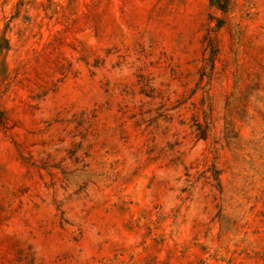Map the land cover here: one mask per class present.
<instances>
[{"label":"rangeland","instance_id":"rangeland-1","mask_svg":"<svg viewBox=\"0 0 264 264\" xmlns=\"http://www.w3.org/2000/svg\"><path fill=\"white\" fill-rule=\"evenodd\" d=\"M214 3L0 0V264H264V0Z\"/></svg>","mask_w":264,"mask_h":264},{"label":"trees","instance_id":"trees-1","mask_svg":"<svg viewBox=\"0 0 264 264\" xmlns=\"http://www.w3.org/2000/svg\"><path fill=\"white\" fill-rule=\"evenodd\" d=\"M216 3V5L219 7V8H221V10H225V8H226V2H227V0H212V3ZM214 3V4H215Z\"/></svg>","mask_w":264,"mask_h":264}]
</instances>
